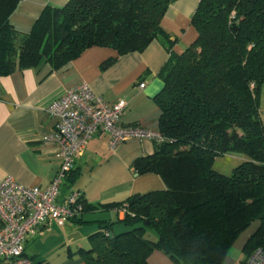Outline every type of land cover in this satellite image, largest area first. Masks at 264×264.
Segmentation results:
<instances>
[{
  "label": "trees",
  "instance_id": "16d2710c",
  "mask_svg": "<svg viewBox=\"0 0 264 264\" xmlns=\"http://www.w3.org/2000/svg\"><path fill=\"white\" fill-rule=\"evenodd\" d=\"M20 1L0 0V76L42 65L57 70L93 47L122 56L159 40L168 51L153 99L165 141L133 163L136 174L158 175L166 189L105 206L123 219L98 223L101 231L81 253L86 264H146L153 251L179 264H223L254 223L244 260L264 250V0H199L190 19L197 37L181 54L160 25L176 0H68L45 8L29 33L9 23ZM228 155L242 162L225 176L213 163ZM76 175L72 168L60 194ZM80 197L81 217L96 207ZM119 223L126 231L114 235Z\"/></svg>",
  "mask_w": 264,
  "mask_h": 264
},
{
  "label": "crops",
  "instance_id": "0c3cea01",
  "mask_svg": "<svg viewBox=\"0 0 264 264\" xmlns=\"http://www.w3.org/2000/svg\"><path fill=\"white\" fill-rule=\"evenodd\" d=\"M67 2L21 0L9 23L16 31L29 33L45 8H62ZM198 2L174 1L160 23L164 33L176 40L172 47L174 54H181L197 37L190 19ZM167 58L164 45L154 40L139 53L118 56L112 49L93 47L57 70L42 65L0 76V181L10 177L24 187L38 188L50 184L60 160L55 157L57 147L44 141L53 131V122L46 110L54 100L80 83L87 84L95 95L110 104L126 102V110L120 118L123 127L158 130L160 111L153 99L163 88L157 74ZM109 60L112 62L104 67ZM139 84H144V88L139 89ZM259 113L264 123V85L260 90ZM153 152L152 143L134 139L111 150L108 135L102 131L96 133L83 154L75 158L73 171L77 175L59 197L63 199L70 192H79L84 202L96 209L79 216L80 222L69 220L59 226L48 220L26 240L25 255L36 264H86L81 253L89 250V237L101 231L98 223L123 219V213L110 211L105 206L166 189L158 175H138L133 168L135 160ZM258 225L252 224L238 236L223 264H245L242 250ZM112 231L116 235L126 228L119 223ZM146 264L179 263L160 251H153Z\"/></svg>",
  "mask_w": 264,
  "mask_h": 264
},
{
  "label": "built area",
  "instance_id": "2783aa9c",
  "mask_svg": "<svg viewBox=\"0 0 264 264\" xmlns=\"http://www.w3.org/2000/svg\"><path fill=\"white\" fill-rule=\"evenodd\" d=\"M138 88L143 89L144 84ZM126 107L122 100L108 103L85 83L75 85L48 106L53 131L44 141L57 147L60 167L46 188L24 187L10 177L0 181V264H36L24 253L26 240L48 220L62 226L80 216V193L70 192L60 199V187L75 158L83 154L96 133L108 135L111 150L133 139L155 145L165 141L158 130L123 127L120 118ZM245 264H264V250L255 249Z\"/></svg>",
  "mask_w": 264,
  "mask_h": 264
},
{
  "label": "rangeland",
  "instance_id": "374dc122",
  "mask_svg": "<svg viewBox=\"0 0 264 264\" xmlns=\"http://www.w3.org/2000/svg\"><path fill=\"white\" fill-rule=\"evenodd\" d=\"M241 162L242 160L237 157L222 156L215 159L213 169L222 175L229 176L232 170ZM146 238L153 240L154 236L151 233H148Z\"/></svg>",
  "mask_w": 264,
  "mask_h": 264
},
{
  "label": "water",
  "instance_id": "95a60500",
  "mask_svg": "<svg viewBox=\"0 0 264 264\" xmlns=\"http://www.w3.org/2000/svg\"><path fill=\"white\" fill-rule=\"evenodd\" d=\"M109 238H112V234H109Z\"/></svg>",
  "mask_w": 264,
  "mask_h": 264
}]
</instances>
